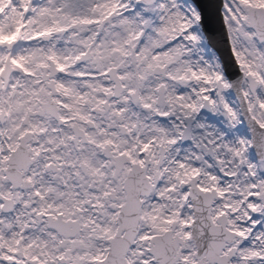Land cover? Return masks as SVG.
<instances>
[{
	"label": "snow or ice",
	"instance_id": "1",
	"mask_svg": "<svg viewBox=\"0 0 264 264\" xmlns=\"http://www.w3.org/2000/svg\"><path fill=\"white\" fill-rule=\"evenodd\" d=\"M0 264H264V0H0Z\"/></svg>",
	"mask_w": 264,
	"mask_h": 264
}]
</instances>
